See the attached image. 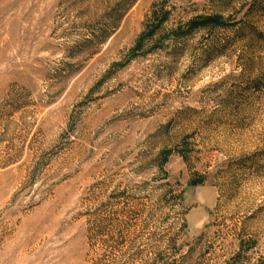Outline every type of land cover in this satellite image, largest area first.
<instances>
[{"label":"rangeland","instance_id":"1","mask_svg":"<svg viewBox=\"0 0 264 264\" xmlns=\"http://www.w3.org/2000/svg\"><path fill=\"white\" fill-rule=\"evenodd\" d=\"M0 264H264V0H0Z\"/></svg>","mask_w":264,"mask_h":264},{"label":"trees","instance_id":"2","mask_svg":"<svg viewBox=\"0 0 264 264\" xmlns=\"http://www.w3.org/2000/svg\"><path fill=\"white\" fill-rule=\"evenodd\" d=\"M219 22L216 18L214 17H208L205 18V20L201 24H213Z\"/></svg>","mask_w":264,"mask_h":264}]
</instances>
